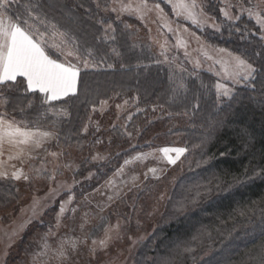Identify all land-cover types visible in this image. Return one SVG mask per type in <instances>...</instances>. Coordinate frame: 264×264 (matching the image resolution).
Wrapping results in <instances>:
<instances>
[{
  "label": "trees",
  "instance_id": "obj_1",
  "mask_svg": "<svg viewBox=\"0 0 264 264\" xmlns=\"http://www.w3.org/2000/svg\"><path fill=\"white\" fill-rule=\"evenodd\" d=\"M112 2L14 0L10 4L7 14L14 21L21 14L26 17L25 6L39 4L34 15L67 33L80 56L97 69L81 71L75 95L50 103L39 92L25 91L23 78L14 86L0 85L6 114L25 128L54 132L52 151L61 148L64 158L84 157L76 178L87 184H101L132 154L170 147L176 141L183 144L187 151L175 167L178 176L166 208L153 232L137 243L129 264H261L264 39L258 24L246 15L229 21L222 15V3L209 0L207 13L219 31L190 26L209 46L241 56L256 69L230 98H223L212 73L180 75L161 64L152 47L134 40L128 24L135 20L119 19L110 12ZM150 2L173 14L166 2ZM116 101L130 103L135 112L126 127H94V110ZM57 106L68 116L50 113ZM99 150L104 159L95 162L91 156ZM159 184L157 180L146 188ZM17 200L18 185L0 180V211ZM181 204L187 206L185 211L177 210Z\"/></svg>",
  "mask_w": 264,
  "mask_h": 264
},
{
  "label": "rangeland",
  "instance_id": "obj_2",
  "mask_svg": "<svg viewBox=\"0 0 264 264\" xmlns=\"http://www.w3.org/2000/svg\"><path fill=\"white\" fill-rule=\"evenodd\" d=\"M162 1L172 8L168 0ZM218 1L222 3L223 17L229 21L243 15L250 17L245 9L253 5H259L255 11L264 10V0ZM141 3L142 0H113L110 12L119 19H134L135 23L128 24L134 40L152 47L159 62L170 71L180 75L199 71L212 73L218 79V95L223 98H230L237 86L252 78H241L235 83L225 71L231 60L228 52L209 46L190 28L219 31L218 24L207 13L209 0H195L194 11L199 23H193L184 15L178 16L173 10L169 15L150 0L141 13L119 11L121 4L136 8ZM251 18L257 23L255 16ZM30 22L41 32L46 30L38 21ZM258 26L264 39V28ZM53 58L64 59L58 54H53ZM68 59L81 71L97 69L89 60V66L84 67L82 57L80 62L74 57ZM225 89L230 90L227 96L222 94ZM5 104L0 91V115L8 116ZM130 106L126 101L103 103L94 110L92 125L101 124L107 130L117 126L125 128L135 113ZM50 113L56 117L68 116V111L58 106ZM177 142L170 147L130 155L125 160L128 163L124 161L113 175L98 185L77 181L76 173L84 157L67 159L61 148L51 151L47 161L32 168L29 179L16 183L18 200L13 201L9 209L0 211V264H129L137 243L153 232L166 208L178 176L175 167L180 165L185 152L173 164L168 157L175 159L176 153L169 152L165 156L161 150L184 148ZM91 158L95 162L104 159L101 150ZM157 180L159 186L146 188Z\"/></svg>",
  "mask_w": 264,
  "mask_h": 264
},
{
  "label": "snow or ice",
  "instance_id": "obj_3",
  "mask_svg": "<svg viewBox=\"0 0 264 264\" xmlns=\"http://www.w3.org/2000/svg\"><path fill=\"white\" fill-rule=\"evenodd\" d=\"M12 2L14 0H0V85L8 86L11 82L14 86L17 78L21 77L23 80L20 83L26 85L25 91L42 93L45 103L60 100L70 94L75 95L81 68L76 63H72L68 57H74L77 62H80L81 56L78 47L74 44L70 46L67 33L61 32L55 24L50 21L46 23L40 15H34V9L40 8L39 4L25 6L26 17L21 14L14 21L12 16L7 14ZM168 2L176 15H184L186 18L191 19L193 23H199L194 11L196 8L195 0H191V3L187 0H168ZM146 7L147 0H142V3L136 8H133L131 4H121L119 11L141 13L142 9ZM156 8L159 9V5H156ZM257 8H259L258 4L245 9V11L248 12L250 17L255 16L257 23L261 28H264V10L255 11ZM113 11H117V9H113ZM160 11L163 12V9H160ZM33 19L43 25L46 30L41 32L35 23L30 22ZM108 27L111 28V25ZM220 51L226 50L221 49ZM53 54H58L59 57L64 59L53 58ZM228 56L231 60L225 71L235 83H239L241 78L247 80L256 72L252 64L241 56L232 53H228ZM82 63L84 67L89 66L87 59H84ZM218 87L222 86L218 85ZM229 92V89H225L222 94L227 96ZM51 135L49 132L21 128L14 120H8L4 116H0V155H3L4 146L7 144L17 149V157L10 156L9 158H18L24 152L23 146L33 145L39 147L44 139ZM161 151L165 156H168L169 152H175V159L168 157L169 162L175 164L176 160L187 149L164 148ZM125 163H128V161H125ZM151 171L155 172L156 170L151 169ZM7 175V172L0 171V178ZM21 175L23 173L20 171L12 173V176L17 180L21 178ZM24 178L27 179L26 176ZM208 191L210 192L211 189H208ZM195 202L193 200V203ZM186 207V205L181 204L177 210L182 212L186 210ZM63 211L62 206L61 212ZM261 264H264V260Z\"/></svg>",
  "mask_w": 264,
  "mask_h": 264
},
{
  "label": "crops",
  "instance_id": "obj_4",
  "mask_svg": "<svg viewBox=\"0 0 264 264\" xmlns=\"http://www.w3.org/2000/svg\"><path fill=\"white\" fill-rule=\"evenodd\" d=\"M18 78H21V77H18ZM69 96H71V94ZM65 98H62L60 100H63ZM0 116H4L8 120H13L6 115H0ZM15 122L21 128H25L17 121ZM25 129H28V128H25ZM29 130L39 131V132H49L48 130H37V129H29ZM54 141H55V134L54 135L52 134L50 137L45 138L42 145L39 147H35L33 145L23 146L24 147L23 154L19 155L18 158H12V159H10L9 157L10 156L17 157V149L12 148L9 145L5 144L3 155H0V171L7 172L8 175L6 177L0 178V180H10V181H14L15 183L19 184L23 179L25 180V178L23 177L26 176L27 179H29L32 168L34 169L39 163H43L44 160L45 161L48 160V156L50 155L52 151V145ZM18 171L23 173V175H21V178L19 180L15 179L12 176V173L18 172Z\"/></svg>",
  "mask_w": 264,
  "mask_h": 264
}]
</instances>
